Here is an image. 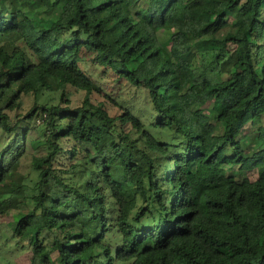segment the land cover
Listing matches in <instances>:
<instances>
[{"label": "clouds", "instance_id": "1", "mask_svg": "<svg viewBox=\"0 0 264 264\" xmlns=\"http://www.w3.org/2000/svg\"><path fill=\"white\" fill-rule=\"evenodd\" d=\"M39 4L40 0H0V29L13 15L21 22L15 31H0V264H41V248L58 256L55 245L69 243L71 234L80 232L90 243L93 236L100 241L91 264H119L120 255L113 253L120 248L123 254L133 233L140 234L137 239L144 234L159 238L165 264H174V253L180 251L177 244L194 264L197 253L207 251L199 228L209 222L197 195L209 173L203 157L216 151L218 140L228 131L221 128L210 135L209 129L215 126L216 114L226 110L228 126L236 133L229 139L235 141L237 151L251 155L257 134L264 135V111H256L250 119L248 111H232L228 105L242 94L236 85L227 102L223 97L216 101L205 97L200 79L183 92L157 89L150 74L136 87L115 70L113 79L106 80L107 73L98 66L99 55L76 62L69 54L53 63L50 52L55 44L76 37L71 32L60 38L45 34L44 43L36 41L43 14L37 11L25 18ZM128 8L130 14L132 4ZM237 16L241 31L236 35L243 40L228 42L224 59L243 75L248 64L252 69L264 67V0H238L229 19ZM160 37L163 40L164 33ZM214 67L219 72L227 66ZM202 71V65L194 66L177 72V78ZM10 73L19 79L7 87ZM204 74L219 86L218 74ZM253 76L264 88V76L255 72ZM81 89L87 90V103ZM218 91L224 90L218 87ZM97 92L107 100L101 102ZM108 101L119 105L118 120L109 114ZM74 102L81 107L77 109ZM213 104L215 114L208 112ZM259 147L264 148V143ZM22 159H34L33 168L39 171H21L17 162ZM216 171L226 175L231 169L217 166ZM254 187L264 195V184ZM66 214L76 219L60 227L55 218ZM260 225L264 215L257 228ZM177 234L180 238L169 243ZM71 259L65 257L69 264Z\"/></svg>", "mask_w": 264, "mask_h": 264}, {"label": "trees", "instance_id": "2", "mask_svg": "<svg viewBox=\"0 0 264 264\" xmlns=\"http://www.w3.org/2000/svg\"><path fill=\"white\" fill-rule=\"evenodd\" d=\"M129 4H132L133 9L130 14ZM236 5L238 0H135L134 3L133 0H40L38 9H32L25 20L32 18L37 11L43 14L37 25L39 35L35 37L41 43L45 42L41 39L45 34L60 38L71 32L76 37L75 40L61 39L55 44L50 52L53 63L69 54L76 57V62L94 60L99 55L102 59L98 66L102 67V74L115 70L119 77H127L135 87L145 74H150L155 87L165 92H183L190 85L195 87V81L200 79L205 97L216 101L223 97L227 102L236 91L233 87L236 85L242 94L228 107L234 112L248 111L250 115L247 118L250 119L256 111H264V88L259 86V81L253 76V72L264 76V67L252 69L251 64H248L249 70L241 75L240 69L224 59L225 53L230 50L228 42L243 40L242 36L236 35L241 31L240 18L237 16L229 19V12H234ZM176 17L182 18L183 22L178 23ZM20 23L18 17L13 15L12 21L6 23L0 31H15ZM81 32L87 35L81 36ZM160 33H164L163 40ZM61 49L65 51L60 56L56 55ZM248 59L245 56L244 63ZM218 64L227 67L217 72L214 66ZM104 65L108 67L103 68ZM201 65L204 71L198 75L189 72L182 79L177 78V72ZM204 72L218 74L222 78L218 87L224 91H218L217 86L208 82ZM229 73L237 79H233ZM8 75L9 80L5 84L11 87L19 76L11 73ZM132 77H135L134 81ZM80 92L87 103V90L81 89ZM96 95L101 102L107 100L106 96H100L98 92ZM108 103L111 107L116 106L119 112V105L112 101ZM74 106L77 109L81 107L80 104ZM216 108L217 105L213 104L208 112L215 114ZM109 114L117 120L120 118L110 111ZM215 119V126L209 129L210 135L221 128L228 131L218 140L216 151L206 152L203 157L209 173L202 182V191L197 195L209 222L199 228L205 236L207 251L198 252L194 264H264V225L257 228L259 218L264 215V195L256 192L254 187L264 184V148L259 147L264 143V135L257 134L250 146L252 154L247 155L244 150L237 151L235 141L229 139L236 133L228 126L226 110L216 114ZM228 148L232 150L228 151ZM213 156L215 160H212ZM92 160L95 161L94 156ZM17 164L21 171H39L38 167L33 168L34 159H22ZM217 166L231 171L221 175L216 171ZM237 176L242 178L237 180ZM179 207L183 209L185 206ZM180 214L187 213L181 211ZM102 218L106 220V217ZM55 219L60 227H64L76 217L66 214ZM120 222L125 221L121 218ZM107 227L106 220L104 228ZM139 235L132 234L123 254L120 248L113 253L120 255L119 264H165L164 257L160 255L159 238L144 234L137 239ZM179 238L180 234H177L170 238L169 243ZM99 243L96 236L92 237L90 243L83 232L73 233L69 243L55 245L58 256H50L48 250L41 248V264L45 261L47 264H59L61 260L69 264L65 260L66 256L73 257L70 264H91L93 250L99 247ZM177 248L180 251L174 253V264H190V254L184 252L179 244Z\"/></svg>", "mask_w": 264, "mask_h": 264}, {"label": "rangeland", "instance_id": "3", "mask_svg": "<svg viewBox=\"0 0 264 264\" xmlns=\"http://www.w3.org/2000/svg\"><path fill=\"white\" fill-rule=\"evenodd\" d=\"M104 78L106 79V80H110V79H113V76L111 75V72H109L108 74H106V75H104ZM117 82V81H116ZM117 83H121V81H118ZM125 85H122V87H124ZM133 87H135L134 85H133ZM80 95L83 97V93L82 92H80ZM74 104H79V103H75L74 102ZM118 112V108L115 106V107H111L110 108V113L111 114H116ZM245 176L247 175V173H243Z\"/></svg>", "mask_w": 264, "mask_h": 264}]
</instances>
